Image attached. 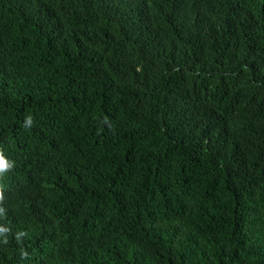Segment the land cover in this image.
I'll list each match as a JSON object with an SVG mask.
<instances>
[{"label": "trees", "instance_id": "obj_1", "mask_svg": "<svg viewBox=\"0 0 264 264\" xmlns=\"http://www.w3.org/2000/svg\"><path fill=\"white\" fill-rule=\"evenodd\" d=\"M0 264H264V0H0Z\"/></svg>", "mask_w": 264, "mask_h": 264}]
</instances>
